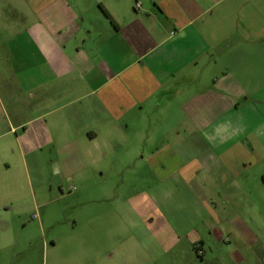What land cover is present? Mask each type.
Returning a JSON list of instances; mask_svg holds the SVG:
<instances>
[{"label":"crops","instance_id":"0c3cea01","mask_svg":"<svg viewBox=\"0 0 264 264\" xmlns=\"http://www.w3.org/2000/svg\"><path fill=\"white\" fill-rule=\"evenodd\" d=\"M15 4L26 22L0 136L23 167L50 155L62 182L119 155L179 183L209 215L222 199L261 203L264 0ZM19 178L0 179L5 211L23 197Z\"/></svg>","mask_w":264,"mask_h":264},{"label":"rangeland","instance_id":"374dc122","mask_svg":"<svg viewBox=\"0 0 264 264\" xmlns=\"http://www.w3.org/2000/svg\"><path fill=\"white\" fill-rule=\"evenodd\" d=\"M16 1L0 0L3 102L15 66L13 39L26 22ZM5 105L8 113L0 100V132L12 120ZM12 139L0 136V179L19 175L24 187L11 210L0 201V264H264V197L244 205L222 199L217 216L209 215L179 183L141 163L125 165L119 155L61 182L50 155H27L23 167Z\"/></svg>","mask_w":264,"mask_h":264}]
</instances>
